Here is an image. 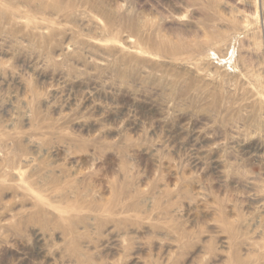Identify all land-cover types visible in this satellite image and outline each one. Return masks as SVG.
Here are the masks:
<instances>
[{"label":"rangeland","instance_id":"1","mask_svg":"<svg viewBox=\"0 0 264 264\" xmlns=\"http://www.w3.org/2000/svg\"><path fill=\"white\" fill-rule=\"evenodd\" d=\"M0 264H264V0H0Z\"/></svg>","mask_w":264,"mask_h":264}]
</instances>
